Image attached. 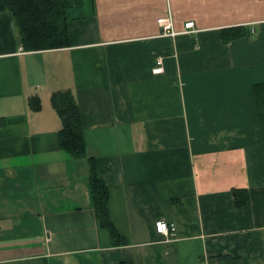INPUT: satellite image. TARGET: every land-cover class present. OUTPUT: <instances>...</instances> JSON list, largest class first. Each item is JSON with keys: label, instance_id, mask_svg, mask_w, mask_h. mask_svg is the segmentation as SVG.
<instances>
[{"label": "crops", "instance_id": "0c3cea01", "mask_svg": "<svg viewBox=\"0 0 264 264\" xmlns=\"http://www.w3.org/2000/svg\"><path fill=\"white\" fill-rule=\"evenodd\" d=\"M68 32L67 48L23 51L0 14V264H264V0H93ZM58 90L80 109L123 246L98 227L86 159L59 147ZM232 189L248 191L242 208Z\"/></svg>", "mask_w": 264, "mask_h": 264}, {"label": "trees", "instance_id": "16d2710c", "mask_svg": "<svg viewBox=\"0 0 264 264\" xmlns=\"http://www.w3.org/2000/svg\"><path fill=\"white\" fill-rule=\"evenodd\" d=\"M93 0H0V14H9L13 20L17 43L23 51H48L70 46L68 22L88 16ZM242 30V31H240ZM227 39L247 35L245 29H226ZM252 95L259 125L264 126V82L252 86ZM50 103L58 115L61 128L57 132L60 149L74 159H86L88 186L92 208L98 227L107 231L114 247L126 244L125 238L110 218V193L100 180L96 159L87 154L80 109L69 90L51 94ZM27 106L32 111L40 109L38 97H31ZM236 209L247 204L246 189H232ZM171 235L172 232L170 231ZM124 264V263H120ZM198 264H240L239 258L225 254L198 258Z\"/></svg>", "mask_w": 264, "mask_h": 264}, {"label": "built area", "instance_id": "2783aa9c", "mask_svg": "<svg viewBox=\"0 0 264 264\" xmlns=\"http://www.w3.org/2000/svg\"><path fill=\"white\" fill-rule=\"evenodd\" d=\"M157 23L159 24L160 28H161V34L162 35H167V36H175L178 33H176L173 28H172V19L171 17H167V18H159L157 19ZM194 31L193 29V22H187L184 24V28L182 33H189ZM161 72V67L159 66V64L152 69V73L153 74H158ZM155 226V230L156 232L160 233V234H168L169 232L173 231V227L171 224H169L168 222H166L164 219H159L155 222L154 224Z\"/></svg>", "mask_w": 264, "mask_h": 264}, {"label": "bare ground", "instance_id": "6f19581e", "mask_svg": "<svg viewBox=\"0 0 264 264\" xmlns=\"http://www.w3.org/2000/svg\"><path fill=\"white\" fill-rule=\"evenodd\" d=\"M159 25V24H158Z\"/></svg>", "mask_w": 264, "mask_h": 264}]
</instances>
